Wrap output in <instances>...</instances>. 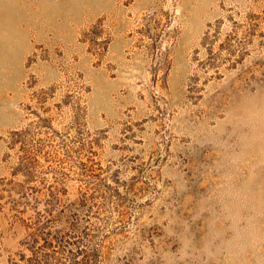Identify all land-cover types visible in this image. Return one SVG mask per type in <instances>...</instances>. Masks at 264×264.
I'll list each match as a JSON object with an SVG mask.
<instances>
[{"label": "rangeland", "instance_id": "374dc122", "mask_svg": "<svg viewBox=\"0 0 264 264\" xmlns=\"http://www.w3.org/2000/svg\"><path fill=\"white\" fill-rule=\"evenodd\" d=\"M0 264H264V0H0Z\"/></svg>", "mask_w": 264, "mask_h": 264}]
</instances>
